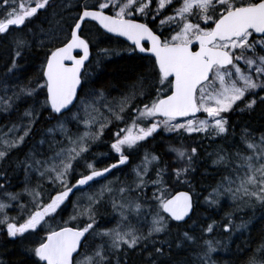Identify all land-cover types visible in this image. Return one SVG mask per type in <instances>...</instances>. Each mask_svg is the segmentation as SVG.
I'll list each match as a JSON object with an SVG mask.
<instances>
[{
    "label": "snow or ice",
    "instance_id": "snow-or-ice-1",
    "mask_svg": "<svg viewBox=\"0 0 264 264\" xmlns=\"http://www.w3.org/2000/svg\"><path fill=\"white\" fill-rule=\"evenodd\" d=\"M52 7L53 0H0V36L28 29L27 35L33 37L32 40L25 35L14 38L5 75L20 69L18 61L34 45L44 52L34 87L29 80L25 85H5L2 89L0 110H15L17 102L25 99H32L33 103L23 112L21 123L6 126V131L0 128V161L6 160L33 135L44 111L50 113L48 119L57 118V123L45 130L44 137L21 162L26 176L36 173L40 180L53 186L55 195H49L45 202L42 185L38 183L30 188L26 183L23 192L31 197L29 207L20 203L22 193L8 190L7 176L0 173L5 180L0 183V228L12 239H23L26 233L31 234L55 219L58 209L70 194H75L74 190L91 188L99 182L97 178L106 180L113 170L129 162L132 150L159 134V130L223 138L230 126L225 114L235 111L239 104H244L241 112L253 110L257 98L264 103V96L259 94L264 92V0H93L91 3L76 0L65 5L76 9L71 22L63 17L57 20L59 14L55 12L45 16L44 22L49 26L40 28L39 35L43 38L37 41L36 33L28 25ZM91 22L106 34L131 41L132 46L126 50L129 54L137 50L151 54L154 57L151 73L158 84L146 86L145 77L141 76L132 85V91L111 100L102 88L85 90L92 76L90 49L95 47L93 40L84 34L85 26ZM165 30L170 34L164 35ZM145 42L150 47H145ZM101 53L113 54L110 49H100L97 55ZM149 87L154 88L155 96L148 103L132 108L137 96L151 95ZM41 94L43 101L37 99ZM130 108L132 116L127 122L125 113ZM198 114L206 115L201 119ZM113 121L125 124L112 133L110 149L118 155V160L97 168V160L86 159V154ZM72 123L77 127L75 133L68 127ZM80 126L84 131H79ZM57 133L60 140L56 139ZM240 142L243 150L237 147L229 152L221 147L210 154L215 157L212 164L224 174L205 197V203L218 206L222 197L231 199L234 212L226 214L227 223L223 225L229 234L250 227L248 222H234L236 212L254 210L257 206L264 209V132L257 136L245 128ZM169 150L176 156L173 162L176 167L171 172L168 165L157 168L156 178L149 180L151 166L158 165L160 157L145 152L133 169L131 181L117 177L89 194L85 203L77 201L74 204L77 215L70 219L87 217L89 222L82 228L69 227L67 222L56 228L49 225L45 237L26 249L38 258L33 264H121L119 253L141 246L146 251L150 241L153 247L161 244L154 247L150 257L165 256V245L169 254L173 247L189 251L186 246H196L195 236L179 231L180 223L186 222L185 218H190L193 211V195L190 191L173 194L164 177L174 176L177 183H190L187 177L195 171L198 151L196 147L183 146ZM78 167L83 171L78 173ZM149 185L154 189L151 197L144 191ZM133 192L137 194L135 197L131 195ZM106 199L119 219L112 228L97 231V208ZM14 204L20 215L9 216L7 210ZM130 213H135L136 224L131 222ZM260 219L264 220V213ZM171 222H177L175 237L171 241L157 240L160 234L171 235ZM218 226L213 221L202 231L210 234ZM89 236L101 242L89 244ZM216 244L219 241L203 240L191 264H214L211 254L216 252ZM240 251L246 257L243 264H264V242L255 249L248 247Z\"/></svg>",
    "mask_w": 264,
    "mask_h": 264
},
{
    "label": "trees",
    "instance_id": "trees-1",
    "mask_svg": "<svg viewBox=\"0 0 264 264\" xmlns=\"http://www.w3.org/2000/svg\"><path fill=\"white\" fill-rule=\"evenodd\" d=\"M70 2L74 4L76 0H53V7L49 8L48 13H41L39 19H35L32 24L28 25V28L36 33L35 38L37 41L43 38L39 35L40 28H47L49 26L46 22H44L45 16H50L51 13L55 12L59 14L56 16L57 20L63 17L65 21L71 22L70 18L75 14L76 9H69L65 7V5ZM89 2L91 3L93 0H89ZM157 23L159 22L157 21ZM154 30L156 29L154 28ZM27 32L28 29H24L23 32L17 30L13 31L10 35L0 36V95H3L2 89L5 85H25L29 80H31L33 82L32 86H35V82L40 72V65L44 59V52L35 45L30 51L25 52V58L23 60L18 61L21 66L20 69L15 71V73H10L7 76L5 75L7 71L5 65L10 61L14 38L18 35H25L27 39L32 40L33 37L31 35H27ZM84 34L90 37L95 43V47L91 48V81L85 86V90L102 88L107 94L108 99L111 100L113 98H119L123 94H127L132 91V85L135 84L141 76L145 77L146 86L158 84L156 76L151 73L152 62L154 61L153 57L141 54L138 51H136V53L129 54L126 50L131 46L127 42L121 38L106 34L102 29H99L94 22L88 23L85 26ZM169 34L170 33L165 30L164 35L167 36ZM54 46H58V44L53 45V47ZM100 49H110L113 54H110L109 56H104L102 53L97 55ZM114 53L119 54L117 55ZM97 61H99V64H97ZM136 91L138 92L139 89ZM148 91L151 95L147 97L137 96V98L132 102V108H135L137 105L142 106V104L148 103L150 99L155 96L154 88L149 87ZM259 94L264 96V92H260ZM8 95H11V92H9ZM251 98L252 97H248V99ZM37 99L43 101L44 95L41 94ZM32 103V99H25L17 102L15 110L8 112L0 110V128H4L6 131V126H11L13 123H21L23 112L25 109L29 108ZM243 107L244 104H239L235 111L225 114L230 125L229 133L226 137H216L211 139L206 138L202 133H194L191 135L186 133L177 134L166 132L161 129L159 130V134H154V136L150 137L146 142H141V146L143 145V148L140 151H147L148 153H153L155 155L158 153V156L160 157L159 164L151 166L148 176L149 180L156 178L155 172L157 168H164L168 165L170 166L169 172H171V169L176 167L173 163L176 156L174 152L169 150L171 147L183 146L188 149H191L192 147L197 148L198 158L193 165L195 171L187 177V180L190 181V183H177L174 176L170 177L168 175H166L164 179L168 181L173 192L179 189H187L193 194V212L186 222L180 223L179 231H188L191 235L197 238L198 243L196 246H186L189 248V251L177 250L173 247L170 254L168 253L167 246L165 245V256L152 255L150 257L149 253H154V247H161L160 243H156L153 247L150 241L146 251L143 250V247H141V249L137 248L135 250H130V252L127 251L119 253V256L121 257V264H153V261H155V264H161V261H167V264H184V261L186 260H189L191 264L194 260V252L200 251L201 248L199 246L203 243V240L209 239L214 242L219 241V244L215 245L217 249L216 252L211 254L214 264H243L246 257L242 255L240 250L248 247L255 249L259 244L264 242V220L260 219L262 213H264V209L257 206L254 210L246 208L242 211L236 212L234 222L236 224H239L242 221L248 222L250 227L247 230H235L229 234L223 230V225L227 223V220L225 219L226 214L234 212L235 206L233 205L231 199L229 197H222L218 206H209L205 203V197L208 196L209 192L212 191L217 182L221 179V175L224 174L212 164V159L215 157L210 154L215 153L221 147L229 152L235 151L237 147H240L241 150H243V145L240 142V136L242 130L245 128L249 129L257 136L264 132V103H260L257 98V104L253 110H245L241 112L240 109ZM73 111H76V109H73ZM49 116L50 113L48 111H44L39 123L34 129L33 135L26 139V142L31 143L32 148H34L38 144V141L44 137L45 130L57 123L56 117L48 119ZM131 116L132 109L130 108L128 112L125 113V120L130 122ZM124 125V123L113 121V124L109 125L108 128H120ZM68 127L74 128L76 125L75 123H72L69 124ZM108 133H111L112 136L113 132L109 130ZM106 136L107 135H104L103 137ZM56 139H61L59 133L56 134ZM110 144L111 142L108 144L109 149ZM22 148L24 147L14 150L13 154L16 152L20 153ZM43 148L46 149L47 145H44ZM110 152H112L111 149ZM12 161H14L16 165H20L18 162L19 157L13 158L12 155H10L6 160L0 161V168L6 170L5 174L10 177L14 176L13 169H11L13 165ZM96 167L101 168L103 166L97 165ZM131 178L133 179L134 177L131 176ZM38 183L42 185V189L53 190V186L51 184L40 179L38 180V178L36 181H31L29 185H36ZM12 184L18 185V182ZM153 190V186L149 185L144 191L148 197H151ZM84 193L88 195L91 194L89 192ZM131 195L135 197L137 194L133 192ZM79 198L80 196L78 197V200ZM86 199L87 195L83 198L84 203L86 202ZM74 204H76L74 199H69L67 201V223L72 221V224H75V220L70 219L75 216L76 213L74 210ZM107 212L118 215V213L112 208L111 203L106 199V201L100 204L97 208L96 228H99L100 230L105 229L101 227L102 225L106 226V224L101 221V216ZM83 219L84 223L88 221L87 218L83 217ZM99 221L101 222L99 223ZM213 221H216L219 226L213 233H204L202 230ZM176 225L177 222H171V235L166 236L165 234H160L156 237V239L159 241H171L177 232ZM91 237L89 238L92 239ZM13 243L15 242H8L5 247H0V254L4 255L7 260H10V262L14 261L17 264H33L32 259L28 258V260L24 256L25 254L22 251L17 250L18 247Z\"/></svg>",
    "mask_w": 264,
    "mask_h": 264
},
{
    "label": "flooded vegetation",
    "instance_id": "flooded-vegetation-1",
    "mask_svg": "<svg viewBox=\"0 0 264 264\" xmlns=\"http://www.w3.org/2000/svg\"><path fill=\"white\" fill-rule=\"evenodd\" d=\"M146 45V44H145ZM147 46V45H146ZM71 129V131L73 133L77 132V127H69ZM123 128V127H120ZM95 130V129H93ZM109 130H111V132H115L117 130V128L113 127V128H106L105 129V133L104 135H107L106 137H103L96 141L94 144L91 145L90 148V152L88 154H86V159L88 160H92L93 158H95L97 160L96 166H103V167H107L108 165L112 164V163H116L118 160V155L115 154L113 151L110 152V149L108 147V144L110 142H112V136L111 133H108ZM79 131H84V128L82 126H80ZM21 147L22 151L20 153H14L11 152L12 157L14 158H18L19 157V163L20 165H16L13 162L12 168L13 169V174L14 176L10 177L8 175H6V170L1 169L0 168V173H3L5 176H7V184L10 185V187L8 188L9 191L12 192H20L22 193L21 197H20V203L22 204H26L29 207H31V204L29 203V201L31 200V197L28 195L27 192H23V189L25 188V184L27 183L28 186L30 188H34L36 185L34 184H30L31 181H36L38 178V175L36 173H28L26 176V172H25V168L23 166V164L21 163L22 161L25 160L27 154L31 151L32 145L30 142H26L25 144H23ZM143 148V145L140 146L139 148L132 150L131 154L129 156V162L126 165H121L118 169L113 170L111 175L107 176V179L105 180L104 178H97L98 179V183H93L92 187L89 188L87 186H84L82 191H75V194H70L69 199H74L75 203H77V201H80L81 203H84L83 198L84 196H88V194H85L84 192H95L97 191L101 185H104L105 182H107L109 179L112 178H119L121 181H131L132 177H134V172L133 169L140 164L144 154L146 151H140ZM45 149V148H44ZM43 150V149H42ZM50 154V153H48ZM9 155V156H10ZM18 156V157H17ZM158 156V153H157ZM22 158V160H21ZM17 162V161H16ZM132 164V165H131ZM101 167V168H103ZM99 168V167H97ZM83 171L82 167H78L77 168V172H81ZM39 180V178H38ZM114 180V179H113ZM18 185L12 184V183H17ZM72 183H75V180L71 181ZM0 183H5V180L2 176H0ZM45 184V183H44ZM48 184V183H47ZM50 186V185H49ZM15 189H13V188ZM41 192L43 193V196L45 198V202H47V197L49 195H55V191L54 190H45L41 188ZM80 196L79 200L78 197ZM68 199V200H69ZM65 201L64 205L61 206V209H58V215H55V219L52 220H48L47 224L42 225L41 227L38 228V230H36L35 232L28 234L26 233L24 235L23 239H12L9 238L6 234V231L3 230V228H0V247H5L7 245L8 242H15L13 243L14 245H16L18 248L17 250L22 251L25 255V257L28 259H32L33 261H38V258L34 257V255H32L30 252H27L26 249H29L31 247H34L36 244H38L40 242V240L45 237L47 231H49V225H51V227H59V226H65V222H67L66 217H67V210H66V204L67 201ZM8 215L9 216H18L20 215L19 213V209L18 206H16L15 204L13 205L12 208L7 210ZM77 215V213H75V216ZM116 220V215L107 212L105 214H103L101 216V221L106 224V226H100L103 228H107L111 225V223H113ZM99 221V223L101 222ZM20 222H23L22 220ZM84 219L83 217H77V219L75 220V224H72V221H69V223H67V225H72L75 227H84ZM101 241L99 239H88V243L89 244H99ZM75 255V254H74ZM29 260V259H28ZM0 262H3V264H17L14 261L7 260L5 258L4 255L0 254ZM39 264H43V262H39Z\"/></svg>",
    "mask_w": 264,
    "mask_h": 264
},
{
    "label": "rangeland",
    "instance_id": "rangeland-1",
    "mask_svg": "<svg viewBox=\"0 0 264 264\" xmlns=\"http://www.w3.org/2000/svg\"><path fill=\"white\" fill-rule=\"evenodd\" d=\"M205 115L206 114H204L203 116H199L201 119H203L204 117H205ZM125 119H126V117H125ZM147 152V151H146ZM116 178H114V180H115ZM113 179H111V181H114ZM84 218H87V217H84ZM129 218H130V220H131V222L133 223V224H136L137 223V221H136V219H135V213H130L129 214ZM119 219V215H116V220L113 222V223H111V225L109 226V227H107V228H112L114 225H115V223L117 222V220ZM145 231H146V229H144ZM97 231H100V229H97ZM93 238V237H92ZM150 243V242H149ZM148 243V244H149ZM141 247H143V246H141ZM141 247H138L139 249H141ZM137 249V248H136ZM130 252V250H127V249H125V251L124 252ZM119 255V254H118Z\"/></svg>",
    "mask_w": 264,
    "mask_h": 264
},
{
    "label": "water",
    "instance_id": "water-1",
    "mask_svg": "<svg viewBox=\"0 0 264 264\" xmlns=\"http://www.w3.org/2000/svg\"><path fill=\"white\" fill-rule=\"evenodd\" d=\"M114 35V34H113ZM121 38H123V39H125L127 42H129L130 44H131V41H128L125 37H121ZM147 43H149V42H147ZM149 47H150V43H149ZM198 47V46H197ZM77 51H79V50H77ZM90 52H91V49H90ZM74 55L76 54V52H74L73 53ZM80 54H82V53H80ZM143 54H149V53H143ZM151 55V54H150ZM90 57H91V55H90ZM179 191H188V190H184V189H182V190H178V191H175L173 194H175L176 192H179ZM190 194H191V192H190ZM193 212V211H192ZM191 214L192 213H190V216H191ZM188 218L186 217L185 218V220H187Z\"/></svg>",
    "mask_w": 264,
    "mask_h": 264
},
{
    "label": "bare ground",
    "instance_id": "bare-ground-1",
    "mask_svg": "<svg viewBox=\"0 0 264 264\" xmlns=\"http://www.w3.org/2000/svg\"><path fill=\"white\" fill-rule=\"evenodd\" d=\"M193 201H194V198H193ZM193 209H194V207H193Z\"/></svg>",
    "mask_w": 264,
    "mask_h": 264
}]
</instances>
